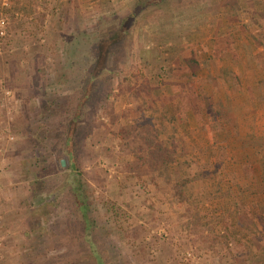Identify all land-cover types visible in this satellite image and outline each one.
<instances>
[{
	"label": "rangeland",
	"instance_id": "obj_1",
	"mask_svg": "<svg viewBox=\"0 0 264 264\" xmlns=\"http://www.w3.org/2000/svg\"><path fill=\"white\" fill-rule=\"evenodd\" d=\"M133 1L0 0V14L8 22L0 53V95L9 88L14 98L15 85L25 77L26 86L38 95L51 90L68 93L65 102L77 97L81 84L67 81L78 65L66 60L75 47L70 42L82 38L77 46L88 50L91 38L114 30ZM185 1L192 15L195 0ZM169 6L166 2L141 12L127 23L122 40L112 45L109 69L96 78V97L92 106L84 107V134L75 144L81 179L95 195L114 200L128 212L123 228L110 235L130 264H264V48L233 24L239 20L252 27L256 16L261 21L263 17L241 9L215 34L212 26L192 29L190 18L172 15ZM156 48L162 51L159 59ZM190 50L205 58L197 76L187 66L174 64L180 54L169 57ZM167 57L173 68L163 78L157 69ZM199 83L204 85L199 88ZM150 85L160 86L159 103L142 90ZM202 98L211 104L201 132L172 128L168 112L185 120L187 108L203 109ZM32 102L26 101L20 120L0 114V145L6 147L11 135L6 152L16 151L18 141L26 140L33 151L26 168L37 175L22 197L27 234L7 247L0 243V264H62V250L80 243L69 234L72 222L79 221L71 212V168L62 150L63 136L52 138L53 150L34 146L35 138L42 139L35 132L42 129ZM161 113L165 125L157 133ZM59 115L48 122L65 131V116L57 120ZM209 117L216 128L207 125ZM37 150L46 159L41 169L35 161ZM206 167L210 173L196 177ZM185 178L188 182L181 186L179 180ZM233 200L244 221L235 235L226 228L227 209L222 212V204ZM242 201L249 202L247 211ZM61 207L72 221L55 220L54 211ZM97 207L103 224L114 225V217L101 204ZM59 243L64 247L53 250ZM5 249L10 258L1 257ZM186 251L197 258L183 259Z\"/></svg>",
	"mask_w": 264,
	"mask_h": 264
},
{
	"label": "trees",
	"instance_id": "obj_2",
	"mask_svg": "<svg viewBox=\"0 0 264 264\" xmlns=\"http://www.w3.org/2000/svg\"><path fill=\"white\" fill-rule=\"evenodd\" d=\"M166 2H168L171 6L172 15L183 14L184 18H187V16L190 18L189 21L192 29L204 31L208 27L212 26L215 34L221 33L225 26V21L231 15L238 13L239 10L246 8L254 10L256 15L263 17L262 21L258 19V16H256L252 27L242 24L239 20H236L233 24L234 26H239L242 29L243 34L248 39L264 48V0H215L213 2L195 0L191 6V8H193L192 15L187 14V3L186 1L184 2V0H134L130 6V12L119 18L118 24L114 30H110L109 34L92 37L93 39L91 38L88 50L86 46L78 48L77 45L80 43L82 38H77V41L76 39H73L70 42L72 45H75V47L74 51L73 48L69 51L70 53L66 56V60L73 65L77 63L78 65H76L75 68V75L68 77L67 81L69 80L70 84L72 81L77 80L79 84H81L78 88L80 90L79 94L71 101H67V103L65 100L68 97V93L66 95H62L55 91L44 90L42 94L38 95V99L32 102L33 107L31 110L33 114L36 113L37 117H34V119L36 118V121L41 123L38 129H42L41 131H38V134L35 132V136L42 139L37 140V138H35L34 146L37 148L43 145L49 146L50 149L52 148L53 150L54 147L51 143L52 138L63 136L62 150L65 151L69 157L68 166L71 168V171L69 172L71 176V185L69 190V195L71 196L70 199H72L71 212L74 213V219L79 221V223L72 222V225L69 226V234H71L73 238H77L80 243L75 249L64 248L62 250L61 254L65 258V262L62 264H130L126 253H121L118 249L116 250L115 246H117V241L110 235L117 231V229L121 230L123 228L122 221L128 217V212L114 200L107 199L105 197H98L94 194L93 189L85 187L86 184L81 179L82 172L79 171V165L77 164V150L75 149V144L84 134L83 117L86 114L84 107L88 109V107L92 106V101L96 97L95 94L97 89L94 87L96 78L102 70L109 69L107 65V58L112 45L117 42L119 43L122 40L124 36L123 34H125L126 31V25L131 19L134 20L141 12H145L153 7L156 8L159 5L162 6V4L164 5ZM156 49L159 51H154V54H157V58L159 59L163 56L162 51L158 48ZM177 54L180 55L175 58L174 64L177 67L180 65L187 66L190 74L192 76H197L202 67L201 61L205 59L204 56L201 54L200 57L197 58L192 50L186 53L174 51L171 55L169 54L170 56H168L174 57ZM169 57H167V59L165 58V62L163 64L160 63L157 69L158 75L163 76V78L165 77V74H167V71L173 68V65H170L172 61H170L171 58ZM84 71L85 74L83 75ZM80 74H82V76ZM203 85V83H199L198 87L201 88ZM148 87L149 88L146 89L143 88V86V89L141 87L140 88L144 90L145 93L153 100H156L159 103L161 100V97L159 96L160 86L156 85L153 87L150 85ZM208 103L211 104L210 100L202 98L203 109L197 111L193 107L187 108L185 110L186 119L181 121L175 112H168V120L172 128H174L175 125L178 126L176 128L185 131L187 128L194 127L196 132L199 134V132H201V125L204 122V115H210ZM38 114L40 115L38 116ZM58 114L61 115L57 116V120H62V117L65 116L64 120L67 125L65 131H61L60 129L55 130L52 124L48 122L49 119L56 117ZM158 118L159 123L156 122L155 126L157 133L161 131L159 126L165 125V122L163 121L164 114L161 113V115H158ZM42 123L45 125H42ZM207 125L210 129L214 127L216 128V122L213 117H209ZM45 129H47V131H45ZM215 137L216 138H214V140L217 139V136ZM198 139L202 140L200 136ZM203 142L206 143V140L204 139ZM173 146H175V144H173ZM200 146L202 147L203 144H200ZM35 161L36 164L39 165L40 169L44 167L42 162H46V159L42 151H36ZM210 171L211 169L207 167L203 168L197 172L196 177L200 174L202 176H206L210 173ZM137 175L141 174L138 173ZM186 182H188V178L179 180L181 186L186 184ZM98 204H101L108 214L114 217V225L108 226L103 224L101 216L98 214ZM242 204L244 208L246 207L245 209L247 211L249 202L247 203V201H245ZM61 208L60 210L58 209V212L54 211V217L56 216L55 220L62 222L65 220L72 221V216L68 214L69 211ZM226 209L228 220L226 228L228 229L229 234L232 230L233 235H235L237 233L238 226L244 223L238 209L237 201L233 200L228 203L224 202L222 204V212ZM260 216L264 219L263 212ZM65 225H67V223ZM60 243L62 242L60 241ZM60 243L59 246L54 247L53 250L64 247V244L61 245ZM37 246H41V242L34 244L32 249ZM39 250L42 251L43 249H38V252Z\"/></svg>",
	"mask_w": 264,
	"mask_h": 264
},
{
	"label": "crops",
	"instance_id": "obj_3",
	"mask_svg": "<svg viewBox=\"0 0 264 264\" xmlns=\"http://www.w3.org/2000/svg\"><path fill=\"white\" fill-rule=\"evenodd\" d=\"M19 80L18 84L15 85L14 98L6 99L1 93L0 114L6 113L10 117L18 116L20 120L26 101H36L38 93L26 86L28 83L27 78L23 77ZM26 145L28 146L26 140L18 141L16 151H5V162L10 161L9 166L4 168L5 165L0 161L3 167L0 170V243H2V247H7L9 243L13 244L15 240L18 241L27 234L26 229L29 221L27 220L28 215L22 197L26 192V186L27 189L32 188V181L37 178V175L32 174L31 170L27 171L26 167H29V163L33 161V151ZM6 250L8 249L2 251L1 257L10 258L11 255L9 256Z\"/></svg>",
	"mask_w": 264,
	"mask_h": 264
},
{
	"label": "built area",
	"instance_id": "obj_4",
	"mask_svg": "<svg viewBox=\"0 0 264 264\" xmlns=\"http://www.w3.org/2000/svg\"><path fill=\"white\" fill-rule=\"evenodd\" d=\"M3 3H6V0H3ZM7 18L6 15L4 14H0V53L2 51V45H3V40L4 37L6 35V28H7ZM0 86H2V80H0ZM11 89L6 88L3 90V94L6 97V99H10L11 96ZM13 138V136L8 135V139H6V147H4L3 145H0V161L2 162V164L4 165V162L6 161V159L4 158V151H6V148L9 147V141ZM2 164H0V170L3 168ZM193 259V258H197V255L194 253H191L189 251H186L184 253L183 259L187 260V259ZM206 264H211L210 261L206 262Z\"/></svg>",
	"mask_w": 264,
	"mask_h": 264
},
{
	"label": "water",
	"instance_id": "obj_5",
	"mask_svg": "<svg viewBox=\"0 0 264 264\" xmlns=\"http://www.w3.org/2000/svg\"><path fill=\"white\" fill-rule=\"evenodd\" d=\"M60 163H61V165H64L65 164V159L64 158H61L60 159Z\"/></svg>",
	"mask_w": 264,
	"mask_h": 264
}]
</instances>
